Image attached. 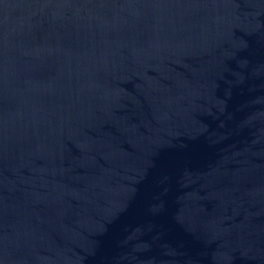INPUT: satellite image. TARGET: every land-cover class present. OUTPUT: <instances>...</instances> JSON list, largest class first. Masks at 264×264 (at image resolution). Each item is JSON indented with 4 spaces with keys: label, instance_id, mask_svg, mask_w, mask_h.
<instances>
[{
    "label": "water",
    "instance_id": "water-1",
    "mask_svg": "<svg viewBox=\"0 0 264 264\" xmlns=\"http://www.w3.org/2000/svg\"><path fill=\"white\" fill-rule=\"evenodd\" d=\"M0 264H264V0H0Z\"/></svg>",
    "mask_w": 264,
    "mask_h": 264
}]
</instances>
